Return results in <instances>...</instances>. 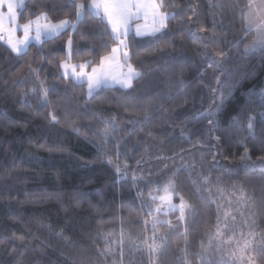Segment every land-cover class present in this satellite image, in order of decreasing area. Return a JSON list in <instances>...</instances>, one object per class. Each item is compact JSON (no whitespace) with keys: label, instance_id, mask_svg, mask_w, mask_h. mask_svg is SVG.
<instances>
[{"label":"trees","instance_id":"16d2710c","mask_svg":"<svg viewBox=\"0 0 264 264\" xmlns=\"http://www.w3.org/2000/svg\"><path fill=\"white\" fill-rule=\"evenodd\" d=\"M165 3L173 13L167 29L129 35L142 75L128 89L89 95L86 83L63 76L69 38L74 64L98 63L111 50L106 25L90 14L75 30L29 44L26 54L0 41V264H149L137 192L146 196L169 179L193 207L184 223L173 212L171 226H160L166 240L158 264H235L208 243L220 210L194 169L243 185L253 228L264 236V52L243 50V39L253 37L248 0H220L223 12L214 0ZM41 11L53 21L75 19L73 0H26L18 22ZM209 105H220L213 116ZM250 115L253 135L244 127L225 131ZM255 262L264 264V241Z\"/></svg>","mask_w":264,"mask_h":264},{"label":"snow or ice","instance_id":"6c2138e0","mask_svg":"<svg viewBox=\"0 0 264 264\" xmlns=\"http://www.w3.org/2000/svg\"><path fill=\"white\" fill-rule=\"evenodd\" d=\"M5 6L7 8L6 12L3 10ZM172 6L174 7L175 5ZM24 7L25 0H0V41L4 42L17 55L26 54L27 48L32 41L43 44L58 38L69 27L75 30L78 27V23L86 15L90 14L106 25V31L113 43L111 50L100 56L98 63H94L91 60H85L78 64L71 63L73 41L69 38L67 41L68 55L66 60L62 61L60 65L65 78L73 79L80 84H87L89 95L96 89L117 84L122 88H131L133 81L139 78L142 73L131 62L128 43L129 35L134 33L138 37L155 36L168 28L169 17L173 16V13L165 10L168 7L165 0H73L74 20L65 17L64 19L53 21L47 12L41 11L34 17L28 18L25 23L20 24L18 23L17 10H23ZM254 7L253 4H249L250 9ZM245 23L249 30L256 32V37L245 45V51L248 53L256 50L264 52V7L254 11L250 10L246 13ZM17 31H22L23 35L17 36ZM225 55L224 52L216 53L217 58L220 60H223ZM89 67H91V71H87ZM220 71L226 74L227 70L221 69ZM216 83L217 85L221 83L219 76L216 77ZM213 91L216 92L218 89H213ZM42 94L46 101L47 89H43ZM225 98L223 92H220L219 99L221 103ZM260 98L261 102L264 103V91H261ZM218 110L219 105H209L206 114L213 116ZM201 115H204V113ZM261 115L264 116V113H261ZM51 120L59 122L55 115L51 116ZM254 120L255 117L250 115L246 123L242 124L237 118H234L230 129L225 131L230 134L231 130H239L244 127L250 135H253ZM208 124L213 126V130H216V121L210 119ZM104 131L107 133V127ZM215 138L220 140V136ZM247 154L248 149L245 148V153L240 159L248 158ZM107 159L109 163H112V157L109 156ZM259 159L264 161V156ZM116 170L117 172L121 171L119 166H117ZM133 178L135 179V177ZM204 180L207 182L208 177H204ZM163 193L160 196L149 193L153 201L157 199L160 201L154 210H149L154 232L151 238L152 243H145L151 252H156L160 248V245L155 240V232L158 231L157 224L168 223L171 226V221H160L153 213H164L167 215L169 212L178 210L180 213L178 218L184 220L186 210L190 211L193 207L182 195H180L179 204L172 202V197L175 193V184L172 180H169L164 185ZM122 243L121 241V245ZM250 243L246 241L245 248Z\"/></svg>","mask_w":264,"mask_h":264},{"label":"rangeland","instance_id":"374dc122","mask_svg":"<svg viewBox=\"0 0 264 264\" xmlns=\"http://www.w3.org/2000/svg\"><path fill=\"white\" fill-rule=\"evenodd\" d=\"M214 1L217 2L216 5L218 10H221L223 12L221 6H218L220 0H214ZM250 3L255 6L253 9L249 8ZM260 7H264V0H248V8L246 10V13H248L250 10L253 11L258 10ZM3 10L5 12L7 11L6 6ZM245 27H246V23H245ZM246 30L247 32H251L253 34V37L250 40H245V38L243 39L244 51H245V45L249 44L256 37V32L254 30H249L247 27ZM20 33H21L20 31H17V35L19 34L18 36H22L21 34L23 33L21 34ZM160 33H157L155 36L159 35ZM143 37H147V36H143ZM150 37H154V36H150ZM67 50H68V46H67ZM87 71H91V68L90 69L88 68ZM62 74H63V69H62ZM109 87L122 88L118 84ZM99 89L94 90L93 93L98 91ZM124 89H128V88H124ZM258 164L260 163L258 162ZM195 170L196 169L191 170L192 172L191 174H193L195 178L201 181V184L204 185V191H206L207 193L206 197L210 199L213 203L217 204L220 210L219 220L217 221L216 227L213 233L211 234L210 242H208L209 245H213L217 248L218 252L217 251L216 252L218 253L219 257L222 258L223 260H228L230 262H234L235 264H256L255 262L256 252L257 249L260 247V245H262L264 241V236L262 233L255 231L253 228V218L251 214L252 204H251L250 193L247 191L246 188H244L243 185H239L235 182L227 183V181H224L225 182L224 184L223 181H221V179L219 178L215 179L211 175L210 176L203 175V173H201V170L199 171H195ZM135 172L133 171L132 173ZM204 177H208L207 182H205ZM169 180H172L175 184L174 179H169ZM168 181L165 184H167ZM227 184L228 186H226ZM164 185L158 191L155 190L150 193L156 196L163 195ZM175 194L176 193L173 194L172 202L174 204H179L180 196L176 194V196L179 198V202H174ZM137 197L139 204L143 207L144 211L146 212V215L144 217V225L146 230L142 235L143 237L141 243L145 249L149 264H158L159 252L163 249L166 240L165 235L161 232L160 226L164 224L166 225L169 224L167 223L157 224L158 231L155 232V240L160 245V248L156 252H151L145 243V242H147V244L152 243L151 238L153 237V232H154L152 226V217L149 215V210L150 209L154 210L156 205H158L160 201L158 199L156 201H153L149 193L145 196L140 191L137 192ZM174 212H177V214L180 215L178 210ZM191 212L192 209L190 211L186 210L185 218L184 220H181L183 223L187 220V217L190 216ZM171 213L173 212H169L167 215H165L164 213H153V214L156 215L160 221H169L171 216L174 214ZM145 221H147V223H145ZM121 241L122 240L120 239L117 240V243L118 245L120 244V246H122ZM246 241L251 242L247 248H245ZM241 249H243V251H241Z\"/></svg>","mask_w":264,"mask_h":264},{"label":"crops","instance_id":"0c3cea01","mask_svg":"<svg viewBox=\"0 0 264 264\" xmlns=\"http://www.w3.org/2000/svg\"><path fill=\"white\" fill-rule=\"evenodd\" d=\"M19 11H20V9L17 10L18 15H19ZM69 28H71V27H69ZM67 29H68V28H67ZM20 32L22 33V31H20ZM21 33H20V34H21ZM18 35H19V34H18ZM18 35H17V36H18ZM21 35H23V34H21ZM31 43H33V44H39V43H36L35 41H32ZM31 43H30V44H31Z\"/></svg>","mask_w":264,"mask_h":264}]
</instances>
